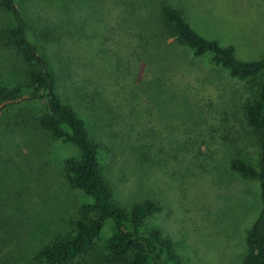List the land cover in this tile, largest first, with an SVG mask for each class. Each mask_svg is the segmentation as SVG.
Here are the masks:
<instances>
[{
  "label": "rangeland",
  "instance_id": "1",
  "mask_svg": "<svg viewBox=\"0 0 264 264\" xmlns=\"http://www.w3.org/2000/svg\"><path fill=\"white\" fill-rule=\"evenodd\" d=\"M113 1L107 13L98 0H84L77 9L68 5L65 10L79 16L80 26L82 20L95 27L111 18L123 20V36L103 35L110 39L111 50L116 49L108 50L110 64L102 63L101 45L96 44L102 38L89 39L79 29L83 46L74 48L61 39L55 55L48 56L63 74L71 72L68 59L74 58L86 67L85 75L97 78L101 71L108 75L113 70V56L118 59L114 67L126 65L118 52H126L128 39H137L131 47H140L141 53H134L133 60L144 56L147 65L141 61L139 67L146 69L139 71L132 62V72L138 80L149 78L148 87L141 85V92L149 95L138 101L139 143L131 136L130 116L114 124L116 130L122 126L128 149L139 144L134 154L127 153L130 166H135L127 180L123 178L126 188L115 192L126 206L146 199L161 202V211L146 224H156L171 238L185 264H243L246 233L260 209L259 184L232 170L230 163L239 158L257 166L258 138L245 124L244 108L262 75L253 80L231 77L227 68L211 61L210 53L194 56L174 33L169 34L159 4L176 8L199 35L233 46L237 59L249 61L264 57V0ZM53 13L46 16L56 21ZM75 39L79 40L76 35ZM14 57L15 51L0 49V249L14 245L19 262L36 259L43 246L69 235L80 206L92 199L73 186L65 169L64 159L77 156V148L42 127L30 132L24 124L32 109L35 115L42 113V105L26 100L28 65ZM18 76L25 92L9 98ZM95 124L94 132L89 131L103 137L99 117ZM101 142L105 176L122 175L119 161L112 165V145L105 138ZM113 232L114 224L107 222L97 241L99 250H105Z\"/></svg>",
  "mask_w": 264,
  "mask_h": 264
},
{
  "label": "trees",
  "instance_id": "2",
  "mask_svg": "<svg viewBox=\"0 0 264 264\" xmlns=\"http://www.w3.org/2000/svg\"><path fill=\"white\" fill-rule=\"evenodd\" d=\"M83 1L0 0V49L15 51L13 61L28 65L29 82L26 88L29 91L25 95L26 100L42 105L39 116L35 115L36 109H32L29 113L33 118L30 115L23 122L30 132L42 127L53 138L69 142L77 148V156L64 159L65 169L73 186L92 199L80 206L79 213L73 220V231L65 238L55 239L43 246L39 255L35 256L36 259L31 261L36 262L34 264H185L171 238L164 235L156 224H146L161 211V202L146 199L126 206L115 192L116 188L120 191L126 188L123 178L127 180V175L135 166V163L130 166L127 153L134 154L139 149V144L128 149L122 126L116 130L114 124L118 125L121 117L130 116L127 120L131 136L135 143H139L140 129H135L136 125L139 126L137 121L141 114L138 101L149 95L148 92H141L142 84L148 87L149 78L138 80L136 73L132 72V62H137L139 71L146 69L139 67L141 61L147 65L144 56L140 61L133 60L134 53H141L140 47H131L136 38L128 39V51L122 55L118 52L126 65L114 67V61L117 62L118 59L113 56V63L110 65L113 70L108 75H104L103 70L100 72L101 77L97 78L85 75L86 67L78 64L74 58L68 59L71 72L63 74V69L56 67L57 63L48 56L49 52L50 55H55L56 43L61 42V39L74 48L83 46L80 31H84L89 39L102 38L96 44L101 45L104 58L102 63L110 64L111 54L108 50L112 53L116 49L111 50L110 39H105L103 35L123 36V20L111 18L99 27L82 20L80 26L79 16L70 15L65 10L68 5L77 9ZM126 1L130 3L134 0ZM98 4L107 13L114 1L98 0ZM49 9L54 10L53 16L58 22L46 16L52 13ZM159 16L169 26V34L174 33L192 50L194 56L210 53L211 61L227 68L231 77L253 80L262 75L251 102L244 108L245 124L252 128L258 138L257 166L236 158L231 161L230 168L244 177L258 180L260 209L246 233L248 250L243 264H264V57L249 61L237 59L233 46H222L216 40L199 35L179 10L164 2L159 4ZM67 30L69 37L65 33ZM75 35L79 38L78 41ZM139 44L142 48L141 42ZM77 74L80 77H76ZM15 79L9 98L25 92L19 76ZM96 117H99V124L106 132L103 137H95L89 131V128L93 132L96 129ZM104 138L112 145L110 147L108 144L112 165L119 161L123 170V174L116 178L108 177V174L106 177L101 169L99 153ZM125 185L127 186L126 182ZM110 221L114 224V232L108 237L105 250L101 251L97 248V241L105 224ZM17 256L14 245L11 247L8 244L0 249V264L32 263L22 259L18 262ZM37 259L40 261H36Z\"/></svg>",
  "mask_w": 264,
  "mask_h": 264
}]
</instances>
